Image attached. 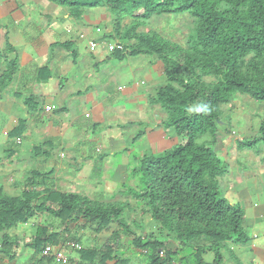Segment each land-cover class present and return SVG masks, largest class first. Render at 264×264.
Listing matches in <instances>:
<instances>
[{"label": "trees", "instance_id": "16d2710c", "mask_svg": "<svg viewBox=\"0 0 264 264\" xmlns=\"http://www.w3.org/2000/svg\"><path fill=\"white\" fill-rule=\"evenodd\" d=\"M47 1L68 9L74 17L86 9L106 8L111 18L106 40L122 47L114 55L119 59L150 57L164 66L166 85L151 104L166 114L162 126L173 131L177 144L162 153L146 155L130 173L135 187L126 193L140 212L150 216L160 236H136L121 218L126 209H132L128 202L121 206L105 204L48 189V175L35 171L19 195L8 194L0 185V254L13 261L21 248H28L33 252L31 264H63L56 257L43 256V252L50 246L75 253L65 245L78 244L79 240L65 239L64 234L72 224L83 221L96 234L118 224L122 232L109 242L133 235L135 247L148 253L150 264H208L204 259L208 253L213 255L212 264H225L223 251L229 250L228 245L244 246L249 238L242 229L241 208L229 203L219 186L225 172L216 155L221 107L238 97L264 106V0ZM184 15L194 24L185 48L155 31H138L156 18ZM126 19L129 23L124 24ZM16 69V60L9 62L0 53V96ZM199 108L206 110L197 111ZM21 128L18 126L10 139L18 138ZM257 137L252 144L240 141L238 148L255 151L264 143V118ZM4 155L14 156L16 152L5 151ZM41 186L43 191L37 190ZM44 214L56 220L55 224L58 221L61 232L51 230L50 223L36 226L29 242L11 236L10 232ZM159 238H170L177 246L175 251H168L167 242L161 243ZM111 243L103 251L83 249L75 260L67 255L66 263L106 264L116 260ZM160 252L165 253L163 258ZM236 264L241 263L236 260Z\"/></svg>", "mask_w": 264, "mask_h": 264}, {"label": "crops", "instance_id": "0c3cea01", "mask_svg": "<svg viewBox=\"0 0 264 264\" xmlns=\"http://www.w3.org/2000/svg\"><path fill=\"white\" fill-rule=\"evenodd\" d=\"M109 33L108 12L103 7L74 17L47 0H0V53L7 61L17 62L0 100L1 134L8 141L7 147L1 145L6 152L15 150L14 156L20 159L29 153L33 168L27 176L35 171L48 175V189L115 205L128 202L126 187H134L129 176L142 159L171 149L177 138L162 126L163 113L150 104L151 95L165 86L164 66L145 56L119 59L111 50L116 44L106 40ZM146 58L149 64L144 67ZM18 126L22 134L10 139ZM246 131L251 133L249 128ZM23 139L31 141V147L20 155L17 147ZM240 141L238 136L220 140L216 152L225 170L219 186L225 199L241 208L248 230V244L232 245L230 255L241 264H264V151L239 149ZM249 155H255V164L244 168L240 161L246 163ZM106 194L115 198L106 203ZM142 215L132 213L127 219L138 223L136 236L149 234L145 231L149 220ZM51 225V230L61 232L58 222ZM142 225L144 231H140ZM86 228L90 231L83 221L72 224L64 237L79 240L84 234L89 240L83 249L103 251L112 236L122 232L118 224L99 234ZM134 240L128 234L111 243L116 260L106 264H150L148 253L136 248ZM159 242H167L168 251L177 248L170 238H159ZM68 252L69 258L78 259L77 252ZM0 264L16 263L0 254Z\"/></svg>", "mask_w": 264, "mask_h": 264}, {"label": "rangeland", "instance_id": "374dc122", "mask_svg": "<svg viewBox=\"0 0 264 264\" xmlns=\"http://www.w3.org/2000/svg\"><path fill=\"white\" fill-rule=\"evenodd\" d=\"M155 18V17H154ZM108 19L109 22L111 21L110 15L108 13ZM125 23H129V20L126 19L124 20V24ZM192 27H194V24H192V19L190 17H188L187 15L184 16H177V17H171V16H164V17H160V18H156L155 20H152L148 25H146L144 28L141 27L138 29V31L142 32H147V31H155L157 32L159 35L165 37L167 40L174 42L178 45H180L181 47L185 48L186 47V39L187 36L189 35L191 29H193ZM149 59H152L150 57H147ZM145 59L144 62L142 63V66L147 67V65L149 64V59ZM127 62H124V66ZM164 84L166 85V80L164 79ZM3 95V94H2ZM0 96V100L1 97ZM156 97V94L151 95V99L150 102H152V99H154ZM4 98V96L2 97V99ZM151 104V103H150ZM155 107L152 108H158V110H161V107L158 105H154ZM16 115V113H14ZM166 116L165 113H163L162 118H164ZM3 118V122H0V161H1V165L0 166V185H2L4 187L5 192H7L10 195H19L21 193V191L24 189V186L27 182V178H28V174H29V168H33V164H31V159L27 156L29 155L26 154L24 156V158L20 159L17 156H6L5 154V147H7V138L5 133L1 134L3 132L2 128L4 127V117ZM264 118V106H262L261 104L259 105L256 102H252L248 97L245 98H235L231 104L229 105H225L221 107V124L218 128V137L220 138L221 141L227 140L229 139L231 136H238V138L241 141H249L248 143H253L252 140L257 137V133L259 130V125H260V121L261 119ZM250 129L251 133L247 132L246 129ZM141 132L144 130L143 129H139ZM235 130V131H233ZM239 131L240 134L237 132ZM6 140V141H5ZM258 140V139H257ZM238 142V141H237ZM3 146H2V145ZM220 144V143H219ZM221 145V144H220ZM220 145H218L220 147ZM31 147V141L28 140H24L23 139V144L20 147H17V153L23 154V151L27 152L29 150V148ZM218 147V148H219ZM264 146L261 144H259L256 148L255 151L258 150L259 152L264 151ZM217 148V150H219ZM254 150V149H253ZM249 151V150H247ZM228 153H231V150L228 151ZM256 154V155H257ZM250 157L248 158V161L242 162L243 167L244 168H252V166H254L255 164V155L251 156H247ZM259 159V158H258ZM24 167V169H23ZM28 167V168H25ZM24 171H28V173L26 174ZM225 181V178L220 180V183ZM135 187V185H134ZM134 187L127 185L126 190L128 191L129 188L134 189ZM221 189V188H220ZM76 190V189H74ZM222 190V189H221ZM129 192V191H128ZM223 194H224V190H222ZM89 193V192H86ZM78 195H80V193H77ZM90 194V193H89ZM94 194V192L92 193ZM95 194H99V193H95ZM96 196V195H94ZM91 199V196H87ZM131 196H127V194L125 195V199L128 201V204L132 206V209L128 210L126 209V211L124 212V214L122 215L121 218H123V220L126 222V224L130 227H132V231L134 232V230L136 231V227L138 228V226H136V224H133V221H128L127 219L130 218L132 216V213H136L139 216V207L137 205V203L133 202L130 198ZM105 202H111V200L114 197H111L109 195H105L104 197ZM116 198H118V196H116ZM92 200V199H91ZM118 201H120L118 199ZM134 203L137 205L135 206ZM126 204L125 202H119L116 205H123ZM135 206V207H134ZM141 216V214H140ZM145 216V217H144ZM144 216L142 215V217L147 218L149 220V225H145V231L146 233H151L153 234L155 237H159V232L157 229V226H155V223L152 221V219L150 218L149 215H147L146 213H144ZM54 221L52 218H49V216H47L46 214L44 215H38L37 220H34L33 223H30L27 227L26 226H19L16 230L10 232L11 236H15L19 239H23L26 242H29L31 240V238L34 236L35 231H36V226H40V225H44V226H49L50 223H54ZM58 222V221H57ZM38 223V224H37ZM138 224V223H137ZM54 225L56 226V224L54 223ZM87 226H89L87 224ZM85 228V227H83ZM140 228V227H139ZM144 228V226L142 225L140 228V231H142ZM242 229L244 231V233L248 234V230L245 227V225H242ZM86 229H84V231H86ZM79 233L80 231H83L81 229H78ZM88 233H91L92 231L94 232L93 228L90 226V231L87 230ZM144 231V230H143ZM87 233V232H86ZM89 235V234H88ZM79 242L82 245L83 248H86L88 246V237H84V234H82L80 236ZM1 246V244H0ZM232 247L231 244L228 245V249L230 250V248ZM88 248V247H87ZM56 250H60V252L62 254L66 253L69 256V252L66 251L65 249H61L59 247V249ZM229 250H225L223 251V256H224V262L225 264H236V262L234 261V259L232 258L233 256L230 255ZM236 254H238L237 252H235ZM65 255V254H64ZM66 255V256H67ZM32 256H33V252L32 250L28 249V248H21L20 249V253L19 256H17V258H15L13 261L16 264H31L30 261H32ZM205 261L208 264H212L213 262V255L208 253L204 256ZM12 261V262H13ZM63 264H67V263H63Z\"/></svg>", "mask_w": 264, "mask_h": 264}, {"label": "built area", "instance_id": "2783aa9c", "mask_svg": "<svg viewBox=\"0 0 264 264\" xmlns=\"http://www.w3.org/2000/svg\"><path fill=\"white\" fill-rule=\"evenodd\" d=\"M111 50H113L114 52L116 50H119L121 51L122 50V47L119 46V45H115L114 47L111 48ZM53 108H48V111L52 110ZM66 248L70 249V250H73V251H76V252H80L83 250L82 246L77 244V243H74V242H69L65 245ZM43 256L45 257H56L58 260H61L63 261L64 263L67 262V258L65 257L64 254H62L60 252V250H56V247H46L44 252H43ZM165 256V253L164 252H160V257L163 258ZM78 264V263H76Z\"/></svg>", "mask_w": 264, "mask_h": 264}, {"label": "clouds", "instance_id": "9594fccd", "mask_svg": "<svg viewBox=\"0 0 264 264\" xmlns=\"http://www.w3.org/2000/svg\"><path fill=\"white\" fill-rule=\"evenodd\" d=\"M203 110H206V109H204V108L197 109V111H203Z\"/></svg>", "mask_w": 264, "mask_h": 264}]
</instances>
